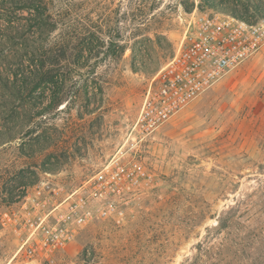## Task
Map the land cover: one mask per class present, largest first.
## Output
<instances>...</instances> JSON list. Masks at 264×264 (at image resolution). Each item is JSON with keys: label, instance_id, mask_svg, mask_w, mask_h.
Here are the masks:
<instances>
[{"label": "rangeland", "instance_id": "1", "mask_svg": "<svg viewBox=\"0 0 264 264\" xmlns=\"http://www.w3.org/2000/svg\"><path fill=\"white\" fill-rule=\"evenodd\" d=\"M46 2L49 35L24 0H0V264H192L201 244L213 256L204 264L232 262L215 255L219 217L264 203L254 196L264 187V50L152 134L137 122L193 15L256 23L264 0ZM39 60L49 83L34 75ZM122 156L157 179L125 218L86 227L50 263L18 253L3 213L46 184L74 190Z\"/></svg>", "mask_w": 264, "mask_h": 264}, {"label": "built area", "instance_id": "2", "mask_svg": "<svg viewBox=\"0 0 264 264\" xmlns=\"http://www.w3.org/2000/svg\"><path fill=\"white\" fill-rule=\"evenodd\" d=\"M264 50V19L256 23L214 10L193 15L170 62L158 73L137 127L148 136L170 122L221 81ZM157 185L156 175L134 157L113 159L74 190L45 185L27 193L17 210L2 214V225L20 239L19 254L50 263L86 227L125 218L128 207Z\"/></svg>", "mask_w": 264, "mask_h": 264}, {"label": "trees", "instance_id": "3", "mask_svg": "<svg viewBox=\"0 0 264 264\" xmlns=\"http://www.w3.org/2000/svg\"><path fill=\"white\" fill-rule=\"evenodd\" d=\"M25 7L30 11H36L39 18V26L45 29L49 35L48 21L51 19L49 4L46 0H24ZM119 26L121 22L117 23ZM41 56L51 55L50 52L40 53ZM38 68L35 77L46 80L49 83L51 76L45 70V60L37 61ZM54 102V100L52 101ZM51 102V103H52ZM264 195V187L256 197ZM218 231L225 233L226 237L218 256L220 261L225 262L223 255H231L232 262L224 264H264V203H238L228 209L219 217ZM200 256L193 260L192 264H204L206 260L213 258L210 248L201 244L199 246ZM215 258V257H214ZM207 261V262H208Z\"/></svg>", "mask_w": 264, "mask_h": 264}]
</instances>
